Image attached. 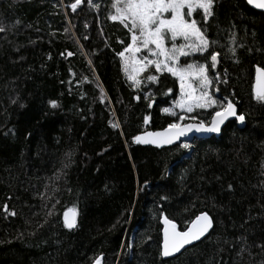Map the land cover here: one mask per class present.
Returning <instances> with one entry per match:
<instances>
[{"label":"trees","instance_id":"1","mask_svg":"<svg viewBox=\"0 0 264 264\" xmlns=\"http://www.w3.org/2000/svg\"><path fill=\"white\" fill-rule=\"evenodd\" d=\"M74 2L0 0V264H92L101 254L103 264H264V104L253 98L264 13L216 0L207 24L210 39L227 44L235 32L243 45L218 65L228 82L217 98L233 99L246 125L158 149L133 138L173 121L162 109L178 81L165 73L133 89L116 55L129 37L108 19L113 0L73 12ZM210 112L197 114L208 123ZM73 207L78 227L67 229ZM203 211L210 234L163 259L160 213L185 230Z\"/></svg>","mask_w":264,"mask_h":264},{"label":"snow or ice","instance_id":"2","mask_svg":"<svg viewBox=\"0 0 264 264\" xmlns=\"http://www.w3.org/2000/svg\"><path fill=\"white\" fill-rule=\"evenodd\" d=\"M82 2L83 0H75L70 5L71 10L75 12ZM87 3L90 7H100L99 4H94L93 0H87ZM246 4L255 10L264 11V0H246ZM215 6L216 0H113L111 3L108 19L120 23L129 37L126 44L124 40L118 41L122 50L116 55L120 58L122 71L131 82V87L142 91L145 83H158L160 76L165 73L174 77L179 84L178 99L172 106L162 109L164 113L176 119L161 130L147 131L135 136V142L156 146L173 145L182 137L193 133L220 134L222 125L230 118L240 124L245 123L246 115L238 111L237 103H234L233 99L217 98L220 93L219 84L228 82L227 71L225 70L222 78L217 70L218 65L223 58L236 57L237 47L243 45H237L235 32L228 36L227 44L221 43L219 39L209 38L207 24L210 18H215ZM197 16L200 19H197ZM6 30L0 26V32ZM64 31L68 33L69 29L65 28ZM84 39L88 37L85 36ZM217 48L221 50L217 51ZM67 54L73 55L72 52ZM195 55H199L201 59L182 62V58ZM235 62L238 63V59ZM255 72L253 98L256 102L264 104V67L256 65ZM145 73L149 74L143 75ZM84 79L87 80V77ZM172 91L168 89L169 93ZM140 98V95L135 97L137 100ZM101 99L103 100L102 89ZM144 99L150 100L151 97L145 94ZM50 104L52 107L57 106L54 100L50 101ZM149 107H152L151 103ZM197 110H211L210 122L206 123L205 119L200 118ZM149 119L145 116V124H148ZM186 120L192 123H185ZM112 126L118 128L119 124L114 123ZM181 147L189 149L191 145L183 142ZM147 183L145 181V184ZM228 188L231 189L232 185L229 184ZM161 199L167 200V197ZM4 210H8L7 205ZM51 214L49 212V215ZM160 215L163 222V257L180 253L185 246L205 237L213 228V218L207 211L196 215L183 231L179 230L175 217L169 218V215L163 212ZM77 216L75 207L65 211L64 226L67 229L78 227ZM102 257L103 254L97 257L93 264H101Z\"/></svg>","mask_w":264,"mask_h":264},{"label":"water","instance_id":"3","mask_svg":"<svg viewBox=\"0 0 264 264\" xmlns=\"http://www.w3.org/2000/svg\"><path fill=\"white\" fill-rule=\"evenodd\" d=\"M250 7H252V6H250ZM252 8H253V7H252ZM258 11L264 13V11H262V10H258ZM255 77H256V72H255ZM254 84H255V78H254ZM254 84H253V87H254ZM234 103H235V102H234ZM237 108H238V106H237ZM238 111H239V108H238ZM233 121H235L234 118H230L228 121H226L225 124L222 125V131H223V129L226 127V125H227L228 123L233 122ZM188 123H192V122H188ZM236 123H237V126H238L239 128H243V127L246 125V121H245L244 124H240V123H238L237 121H236ZM147 131H154V130H146V131H144V132L139 133L138 135H142L143 133H145V132H147ZM156 131H158V130H156ZM222 131H221V133H222ZM221 133H220V134H215V133H205V134L193 133V134H189L188 137H182L180 141L175 142L173 145L156 146V145H154V144H142V143H137V142H135V144H139V145H142V146H151V147L158 148V149H164V148H168V147L176 146V145L180 144V143L183 142V141L193 140V139H195V138H209V137H212V136H217V137H219V136L221 135ZM66 211H67V210H66ZM161 224H162V244H161V248H162V247H163V222H162V219H161ZM213 227H214V222H213ZM178 228H179V227H178ZM74 229H75V228H74ZM212 229H213V228H212ZM212 229H210L209 232H210ZM179 230H180V229H179ZM181 231H183V230H181ZM208 234H209V233H207L206 236H207ZM206 236H205V237H206ZM205 237H202L200 240H198V241H194V242H192L190 245L185 246V248L182 249L180 253L175 254L174 256H171V257H163V258H164V259H167V258L176 257V256L180 255L182 252H184L187 248H189V247H191V246H193V245L199 243V242H200L203 238H205ZM103 259H104V256L102 257L101 264H103ZM92 264H93V263H92Z\"/></svg>","mask_w":264,"mask_h":264},{"label":"rangeland","instance_id":"4","mask_svg":"<svg viewBox=\"0 0 264 264\" xmlns=\"http://www.w3.org/2000/svg\"><path fill=\"white\" fill-rule=\"evenodd\" d=\"M195 56H197V55H195ZM195 56H193V57H191V58H182V62H186V61H187V62H190L192 59H195ZM195 60H199V59H195ZM178 85H179V84H178ZM179 95H180V92H179V90H178L177 96H176V98L174 99L173 103L175 102L176 99H178ZM218 95H219V94H217V97H218ZM172 105H173V104H172ZM172 105H170V106H172ZM170 106H168V107H170ZM166 107H167V106H166ZM164 108H165V107H164ZM197 112H199V110H197ZM173 118L176 119V117H173ZM174 119H173V120H174ZM188 122H192V121H190V120H186V121H185V123H188ZM183 142H188V141H183ZM183 142H182V143H183ZM182 143H181V144H182Z\"/></svg>","mask_w":264,"mask_h":264},{"label":"bare ground","instance_id":"5","mask_svg":"<svg viewBox=\"0 0 264 264\" xmlns=\"http://www.w3.org/2000/svg\"><path fill=\"white\" fill-rule=\"evenodd\" d=\"M254 78H255V74H254ZM253 84H254V83H253ZM152 104H154V101H152ZM237 106H238V105H237ZM238 108H239V107H238ZM239 112H240V111H239ZM159 130H161V129H159ZM145 131H146V130H145ZM154 131H156V130H154ZM143 132H144V131H143ZM209 215H210V214H209ZM210 216H211V215H210ZM179 229H180V228H179ZM180 230H181V229H180ZM211 231H212V230H211ZM211 231H210V232H211ZM210 232H209V234H210ZM209 234H208V235H209ZM208 235H207V236H208ZM207 236H206V237H207ZM206 237H205V238H206ZM205 238H203V239H205ZM203 239H202V240H203ZM202 240H201V241H202ZM201 241H200V242H201ZM161 244H162V242H161ZM161 252H162V248H161ZM162 258H163V256H162ZM172 258H174V257H172ZM163 259H164V258H163ZM167 259H169V258H167Z\"/></svg>","mask_w":264,"mask_h":264}]
</instances>
